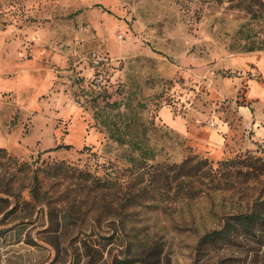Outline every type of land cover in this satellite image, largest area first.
<instances>
[{"label":"rangeland","instance_id":"374dc122","mask_svg":"<svg viewBox=\"0 0 264 264\" xmlns=\"http://www.w3.org/2000/svg\"><path fill=\"white\" fill-rule=\"evenodd\" d=\"M249 4L0 0V264H73L83 241L100 264H264L243 236L196 249L264 198V174L205 180L193 201L159 186L166 202H128L146 169L129 157L264 162V51L239 52L236 35Z\"/></svg>","mask_w":264,"mask_h":264},{"label":"trees","instance_id":"16d2710c","mask_svg":"<svg viewBox=\"0 0 264 264\" xmlns=\"http://www.w3.org/2000/svg\"><path fill=\"white\" fill-rule=\"evenodd\" d=\"M248 16L245 24L241 25L236 35L238 41L242 42L239 46L241 53H253L264 51V0H250V4L240 10ZM114 138V137H113ZM118 145L128 146L130 153L135 152V147L131 142L121 138H115ZM130 163L142 161L146 169L140 177L141 188L138 193L129 198L131 207L142 206L143 200L149 204L152 201L160 203L168 200L167 194L157 192L159 186L173 187L171 199L174 202L193 201L199 198V185L207 180L213 189L220 186L222 178H228L230 175L243 180L253 176L264 174V162L259 165V159L236 158L229 161L220 162L217 169H213L206 159L187 157L179 164H148L152 159L129 157ZM142 159V160H141ZM258 164V165H257ZM140 167V166H139ZM151 186V190L156 191L157 199L146 198V189ZM1 200V198H0ZM150 206V205H146ZM249 238L259 247L264 245V198L258 196L255 198L246 211L223 214L219 221V227L207 233H204L198 240L197 251L204 250L206 246H215L217 244H231L240 237ZM109 239V238H106ZM92 241L82 242V252L77 253V260L73 264H79L83 259H87L86 264H100L103 260V253L95 249ZM131 251L132 245L127 244ZM134 252L141 250L143 245H135ZM126 248V249H127ZM126 257V256H125ZM143 262L141 259L124 258L115 260V264H136Z\"/></svg>","mask_w":264,"mask_h":264}]
</instances>
